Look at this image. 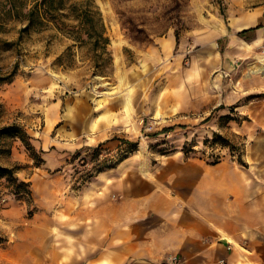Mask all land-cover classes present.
Listing matches in <instances>:
<instances>
[{
    "label": "rangeland",
    "instance_id": "rangeland-1",
    "mask_svg": "<svg viewBox=\"0 0 264 264\" xmlns=\"http://www.w3.org/2000/svg\"><path fill=\"white\" fill-rule=\"evenodd\" d=\"M95 3L110 40L105 75L92 74L84 51L59 65L68 38H20L22 24L0 14V78L12 74L0 83V131L18 126L35 149L0 134V166L31 191L18 198L0 179V264H37L68 239L67 205L99 191V175L129 149L122 139L137 143L133 169L144 176L169 155L238 163L239 150L209 144L214 133L242 149L243 167L264 145V0Z\"/></svg>",
    "mask_w": 264,
    "mask_h": 264
},
{
    "label": "crops",
    "instance_id": "crops-1",
    "mask_svg": "<svg viewBox=\"0 0 264 264\" xmlns=\"http://www.w3.org/2000/svg\"><path fill=\"white\" fill-rule=\"evenodd\" d=\"M259 147L246 167L169 155L147 165V176L130 155L99 175L98 192L70 201L68 239L37 264H163L172 256L178 264H264Z\"/></svg>",
    "mask_w": 264,
    "mask_h": 264
},
{
    "label": "trees",
    "instance_id": "trees-1",
    "mask_svg": "<svg viewBox=\"0 0 264 264\" xmlns=\"http://www.w3.org/2000/svg\"><path fill=\"white\" fill-rule=\"evenodd\" d=\"M0 14L7 15L11 19L18 20L22 27L19 30L20 38L23 34L33 30L54 29L59 34L68 38L72 43L66 52L57 58L59 65L64 64L65 58H69V67L73 66L74 51H84L85 61H89V67L93 75H105L111 68L112 57L108 50L110 44L106 33V27L102 14L95 0H0ZM4 22L0 21V29ZM245 32H242V34ZM0 78V83L10 80V76ZM163 129L161 133L171 131ZM1 135L22 138L26 149L35 154V149L30 143V137L19 130L16 125L3 127ZM208 142V141H207ZM121 143L129 147L114 165L117 166L135 152L136 142L122 139ZM229 148L232 152L239 150L237 162L243 164V151L224 136L214 133L213 139L209 143ZM102 144L98 145L94 151L99 153ZM43 153V151H40ZM187 153V152H186ZM41 159H38V165ZM220 163L219 159L208 163L215 165ZM112 166L111 168H114ZM16 169L0 166V179L4 178L12 188L11 193L18 198L30 196L29 183L19 181L15 176ZM2 243V242H0Z\"/></svg>",
    "mask_w": 264,
    "mask_h": 264
},
{
    "label": "built area",
    "instance_id": "built-area-1",
    "mask_svg": "<svg viewBox=\"0 0 264 264\" xmlns=\"http://www.w3.org/2000/svg\"><path fill=\"white\" fill-rule=\"evenodd\" d=\"M163 264H178V259L175 256L169 257Z\"/></svg>",
    "mask_w": 264,
    "mask_h": 264
}]
</instances>
